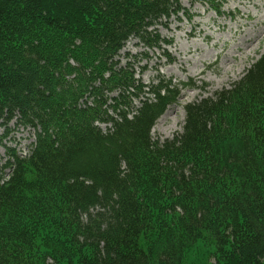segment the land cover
<instances>
[{"label":"trees","instance_id":"16d2710c","mask_svg":"<svg viewBox=\"0 0 264 264\" xmlns=\"http://www.w3.org/2000/svg\"><path fill=\"white\" fill-rule=\"evenodd\" d=\"M182 1L0 0V264H264V54L163 143L185 85L120 59Z\"/></svg>","mask_w":264,"mask_h":264},{"label":"rangeland","instance_id":"374dc122","mask_svg":"<svg viewBox=\"0 0 264 264\" xmlns=\"http://www.w3.org/2000/svg\"><path fill=\"white\" fill-rule=\"evenodd\" d=\"M182 2L184 12L173 16L168 26L157 27L170 44L150 50L132 39L120 57L124 63L127 53L139 55L132 58L137 61L134 71L145 84L160 75L185 85L152 131L154 140L161 143L182 132L187 104L229 88L264 54V0ZM28 136H16L23 140L19 147L23 153L30 143ZM1 161L0 157V166Z\"/></svg>","mask_w":264,"mask_h":264},{"label":"bare ground","instance_id":"6f19581e","mask_svg":"<svg viewBox=\"0 0 264 264\" xmlns=\"http://www.w3.org/2000/svg\"><path fill=\"white\" fill-rule=\"evenodd\" d=\"M262 18V17H261ZM239 29V28H238ZM241 33V32H240ZM251 35V34H250Z\"/></svg>","mask_w":264,"mask_h":264}]
</instances>
